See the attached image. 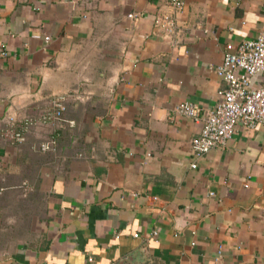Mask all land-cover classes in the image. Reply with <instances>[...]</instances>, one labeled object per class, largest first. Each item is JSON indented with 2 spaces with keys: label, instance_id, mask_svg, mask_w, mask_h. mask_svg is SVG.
Returning a JSON list of instances; mask_svg holds the SVG:
<instances>
[{
  "label": "crops",
  "instance_id": "obj_1",
  "mask_svg": "<svg viewBox=\"0 0 264 264\" xmlns=\"http://www.w3.org/2000/svg\"><path fill=\"white\" fill-rule=\"evenodd\" d=\"M172 13L0 0V264H264V126L198 156L201 121L174 113L221 102L225 46L264 33V0H184L168 46L154 22ZM57 98L62 121L24 128Z\"/></svg>",
  "mask_w": 264,
  "mask_h": 264
},
{
  "label": "built area",
  "instance_id": "obj_2",
  "mask_svg": "<svg viewBox=\"0 0 264 264\" xmlns=\"http://www.w3.org/2000/svg\"><path fill=\"white\" fill-rule=\"evenodd\" d=\"M172 9V14H165L154 22V32L168 46L175 43L179 34L176 15L182 11L184 0H162ZM49 38L47 37L46 40ZM3 55H6L3 53ZM217 76L226 83L220 93L221 102L205 118L201 109L189 102L178 104L174 113L185 116L193 121H201L202 127L198 137L191 142L196 155L201 156L213 149L222 147L232 137L238 124L247 129L264 126V33L257 38L245 40L237 47L227 44L223 53L222 63L216 68ZM260 76L257 87H251V80ZM65 112L64 98L53 101V108L45 112L38 120H25L24 128L37 124H50L63 120ZM13 127L14 118H9ZM73 126L72 122H68ZM15 141L23 140V132H11ZM54 142L41 145L42 151L52 148ZM195 164L191 167L195 168ZM156 232H153V236ZM137 237V235H134Z\"/></svg>",
  "mask_w": 264,
  "mask_h": 264
},
{
  "label": "water",
  "instance_id": "obj_3",
  "mask_svg": "<svg viewBox=\"0 0 264 264\" xmlns=\"http://www.w3.org/2000/svg\"><path fill=\"white\" fill-rule=\"evenodd\" d=\"M139 255V252H133L131 254H129L128 256H126L125 258H123L122 260H120L117 264H134V262L136 261Z\"/></svg>",
  "mask_w": 264,
  "mask_h": 264
}]
</instances>
